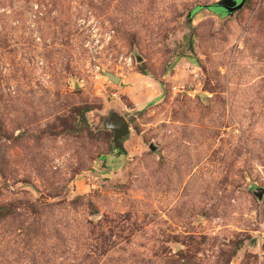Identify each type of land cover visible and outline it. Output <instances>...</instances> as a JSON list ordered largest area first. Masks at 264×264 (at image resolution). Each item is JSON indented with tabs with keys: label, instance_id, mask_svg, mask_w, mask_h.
<instances>
[{
	"label": "rangeland",
	"instance_id": "374dc122",
	"mask_svg": "<svg viewBox=\"0 0 264 264\" xmlns=\"http://www.w3.org/2000/svg\"><path fill=\"white\" fill-rule=\"evenodd\" d=\"M219 1L0 0V264H264V0Z\"/></svg>",
	"mask_w": 264,
	"mask_h": 264
},
{
	"label": "water",
	"instance_id": "95a60500",
	"mask_svg": "<svg viewBox=\"0 0 264 264\" xmlns=\"http://www.w3.org/2000/svg\"><path fill=\"white\" fill-rule=\"evenodd\" d=\"M245 0H239L235 5H231L225 3V0H221L219 2L214 3L217 8H219L220 12L224 14H232L244 5ZM210 6H213L210 5ZM106 77L111 81L116 83L118 81L117 78L113 77L110 74H106ZM103 128L109 130L112 133V143L113 146L119 151L123 152L122 144L124 137L128 134V126L126 122L118 115L111 114L108 116L106 120L103 121ZM262 194V190H257V197L260 198Z\"/></svg>",
	"mask_w": 264,
	"mask_h": 264
},
{
	"label": "flooded vegetation",
	"instance_id": "af4514ba",
	"mask_svg": "<svg viewBox=\"0 0 264 264\" xmlns=\"http://www.w3.org/2000/svg\"><path fill=\"white\" fill-rule=\"evenodd\" d=\"M211 8H212V10H218L217 12H219L220 10H219V8H217L216 6H215V4H213V6H211Z\"/></svg>",
	"mask_w": 264,
	"mask_h": 264
},
{
	"label": "trees",
	"instance_id": "16d2710c",
	"mask_svg": "<svg viewBox=\"0 0 264 264\" xmlns=\"http://www.w3.org/2000/svg\"><path fill=\"white\" fill-rule=\"evenodd\" d=\"M244 3H245V2H244ZM207 8L212 9L211 6H207ZM140 74L144 75L143 71H140Z\"/></svg>",
	"mask_w": 264,
	"mask_h": 264
},
{
	"label": "built area",
	"instance_id": "2783aa9c",
	"mask_svg": "<svg viewBox=\"0 0 264 264\" xmlns=\"http://www.w3.org/2000/svg\"><path fill=\"white\" fill-rule=\"evenodd\" d=\"M105 40H107V38H105ZM96 42H97V40H96Z\"/></svg>",
	"mask_w": 264,
	"mask_h": 264
}]
</instances>
